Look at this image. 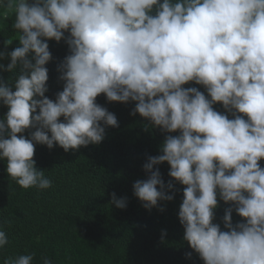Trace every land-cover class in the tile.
<instances>
[{"label":"clouds","instance_id":"9594fccd","mask_svg":"<svg viewBox=\"0 0 264 264\" xmlns=\"http://www.w3.org/2000/svg\"><path fill=\"white\" fill-rule=\"evenodd\" d=\"M5 7L11 16L14 11L21 34L10 63L0 68L11 72L19 63L20 73L14 85L0 83V101L9 108L0 121V159L21 188L51 186L35 167L34 142L65 152L99 144L105 126L119 125L97 96L133 101L131 115L180 133L165 136L162 154L143 165L147 178L133 184L143 207L173 199L165 192L173 183L165 185L153 170L167 162L168 176L186 185L178 212L184 240L204 264H264V168L258 163L264 159V0H7ZM62 38L70 54L58 65L64 85L53 101L45 96L47 41ZM190 81L205 86L210 99L182 87ZM217 102L232 119L214 110ZM29 128L35 129L30 139L17 136ZM218 193L246 223L232 224L233 207L223 216L226 231L213 223ZM110 195L117 208L126 207V198ZM7 242L0 230V247ZM33 258L8 257L4 264H33Z\"/></svg>","mask_w":264,"mask_h":264},{"label":"trees","instance_id":"16d2710c","mask_svg":"<svg viewBox=\"0 0 264 264\" xmlns=\"http://www.w3.org/2000/svg\"><path fill=\"white\" fill-rule=\"evenodd\" d=\"M6 3L7 0H0V53H4L0 65L4 68L10 63L8 53L20 46L21 34L13 27L15 13L11 16ZM157 7L154 6L153 15ZM68 35L65 32V37ZM47 42L52 58L45 65L48 69L45 96L55 101L64 85L59 79L58 65L70 53L64 38ZM32 55L28 54L29 59ZM19 73V63L11 72L0 68V83L14 85ZM182 87H196L210 99L206 87L194 81ZM96 102L113 113L119 125L105 126L99 144L90 143L65 152L55 143L49 149L34 142L35 167L51 180L49 188H21L7 173V159H0V230L8 240L0 247V264L8 257L27 254H33V264H43V256L52 264H204L184 240L178 212L186 185L168 176L167 162L154 166L153 170L159 169L165 185L169 181L173 183L172 189L165 188L167 195H173L171 201H158L149 210L133 193V184L147 178L143 169L147 159L162 154L160 146L165 136L179 135V130L165 133L138 113L131 115L136 102H110L103 93ZM213 108L233 118L219 102ZM0 111L3 113L0 121H4L9 108L2 101ZM59 119L62 121L63 117ZM33 131L29 128L17 136L30 139ZM258 163L264 168V159ZM111 193L126 198V207L117 208L111 203ZM229 207H233V225L246 223L232 202L225 203L218 193L213 223L222 231L227 230L223 216Z\"/></svg>","mask_w":264,"mask_h":264}]
</instances>
